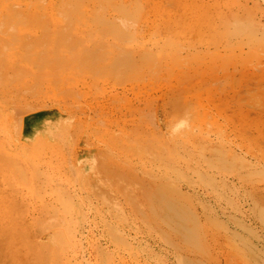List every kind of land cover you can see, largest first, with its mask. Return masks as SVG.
<instances>
[{
	"label": "rangeland",
	"instance_id": "374dc122",
	"mask_svg": "<svg viewBox=\"0 0 264 264\" xmlns=\"http://www.w3.org/2000/svg\"><path fill=\"white\" fill-rule=\"evenodd\" d=\"M1 16L0 264H260L264 0Z\"/></svg>",
	"mask_w": 264,
	"mask_h": 264
},
{
	"label": "bare ground",
	"instance_id": "6f19581e",
	"mask_svg": "<svg viewBox=\"0 0 264 264\" xmlns=\"http://www.w3.org/2000/svg\"><path fill=\"white\" fill-rule=\"evenodd\" d=\"M13 2H15V1H13ZM29 3V2H28ZM27 3V4H28ZM28 8V7H27ZM15 9V8H14ZM12 13V12H11ZM19 13V12H18ZM31 13V12H30ZM15 14V13H14ZM31 14H33V13H31ZM40 14V13H39ZM34 15H35V13H34ZM33 15V16H34ZM3 17H4V14H3ZM1 20H2V16H1V18H0ZM37 19V18H36ZM25 20V19H24ZM233 20H235V19H233ZM237 21V20H236ZM233 22V21H232ZM232 22H231V24H232ZM240 23V22H239ZM233 24H235V23H233ZM243 24V23H242ZM264 26V25H263ZM122 36V35H121ZM258 46V45H257ZM260 47V46H259ZM260 52V51H259ZM257 54V53H256ZM264 201V200H263ZM259 224H260V226H259V234H258V237H259V243H260V247H261V251H260V253H261V259H260V264H264V210H261V212H260V216H259ZM259 247V248H260ZM259 254V253H258ZM259 257V256H258ZM260 258V257H259Z\"/></svg>",
	"mask_w": 264,
	"mask_h": 264
}]
</instances>
